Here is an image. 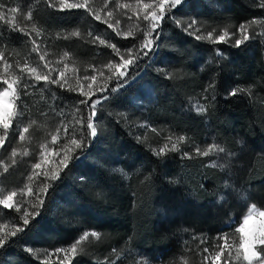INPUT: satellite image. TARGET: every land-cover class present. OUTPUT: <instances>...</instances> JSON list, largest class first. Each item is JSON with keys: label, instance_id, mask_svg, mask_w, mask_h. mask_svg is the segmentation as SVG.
I'll use <instances>...</instances> for the list:
<instances>
[{"label": "trees", "instance_id": "1", "mask_svg": "<svg viewBox=\"0 0 264 264\" xmlns=\"http://www.w3.org/2000/svg\"><path fill=\"white\" fill-rule=\"evenodd\" d=\"M73 2L77 0H69ZM90 2L99 20L84 9H53L49 0H0L5 17L0 20V52L11 65L5 72L0 61V85L14 76L33 83L27 73L32 67L52 79L65 73L59 85L41 80L28 95L18 89L17 110L23 107L24 115L13 119L0 148V199L17 194L12 209L0 204V234L24 227L20 217L33 212L37 197L44 203L25 231L9 237L0 249V264H206L203 250L216 247L218 236L228 234L238 242L235 229L250 205L264 209V0H182L171 9L166 5L159 27L146 37L153 41L151 51L144 49L148 54L138 59L135 45L149 23L143 16L153 10L161 15L158 0ZM145 4L152 7L146 9ZM11 8L18 11L12 13ZM29 11L32 20L26 19ZM192 20L200 31L189 35L184 26ZM241 24L248 25L250 39L239 47L196 39L213 30V37L225 28L238 32ZM75 31L81 36H72ZM97 36L105 44L93 42ZM33 40L38 51H33ZM109 44L134 61L119 69L127 73L120 82L117 69L107 67L122 63ZM93 75L94 81L85 79ZM210 83L214 89L205 91ZM102 87L107 91L101 92ZM237 87L250 89L251 96H229ZM81 89L91 96L88 104L101 100L93 118L97 136L87 138L82 154L70 144L87 132L78 123L90 112L78 103L87 99ZM201 104L207 105L206 114L195 111ZM57 133L53 142L51 136ZM180 135L186 137L181 152L155 154L165 144L171 147L167 137ZM213 142L225 152L193 159L181 155ZM65 155L68 167L61 168ZM56 171L59 179L51 180ZM16 207L21 212H15ZM231 219L234 222L225 226ZM85 231L99 232L100 241L90 236L80 245L84 252L75 255L58 251L70 249Z\"/></svg>", "mask_w": 264, "mask_h": 264}, {"label": "snow or ice", "instance_id": "2", "mask_svg": "<svg viewBox=\"0 0 264 264\" xmlns=\"http://www.w3.org/2000/svg\"><path fill=\"white\" fill-rule=\"evenodd\" d=\"M182 0H158L157 8L161 15H157L156 10H153L151 13H148L143 16L144 21H148L149 23L145 26V28L142 30L144 32V37L141 38V41L138 45H135L137 48L136 52V58L138 59L141 55H147L148 52L143 51L144 49H148L151 51V45L153 43L152 40L147 39L146 37H149L152 35V33L159 27L160 21L164 19L163 13L165 10V6L169 9L176 7L177 5L181 4ZM48 6L53 9H59L60 11H63L65 9H84L87 14H91L95 17L96 20H99L101 17L96 14L94 11V8L92 7V4L90 0H77V2L69 3V0H49ZM104 7H107V3H105ZM116 7L118 8H127L129 5L126 4H117ZM144 7L151 8V4H145ZM261 7H264V2L261 3ZM0 8H3V5L0 4ZM12 13H16L18 11L17 8H11L9 10ZM107 15L111 17L113 15L112 11H108ZM4 13L0 12V20H3ZM26 19L32 20V12L29 11L27 13ZM115 23H119V21H115ZM250 24L254 25L257 23H262L258 21H250ZM197 22L195 20H192L190 23H187L184 26V31L188 32L189 35H192L194 32H199L200 29L196 27ZM17 26L13 25V28L15 29ZM109 28H113V24H108ZM247 27L248 25L241 24L237 31H232L231 33L227 28L223 29L222 31L218 32L215 36V39H213V31H208L207 35H196L197 40L201 39H207L210 40L212 43H231L233 47H239L242 44H244L245 41H248L250 39L249 35L247 34ZM192 29L193 31L189 32L188 30ZM19 31L23 32V29H18ZM35 30V29H34ZM132 33L129 31L128 33H125V35H131ZM37 35H39V32H37ZM72 36L80 37L81 33L79 31H75L71 33ZM91 35V33H89ZM117 35H120L119 32H117ZM157 33V37H158ZM264 35V33H262ZM236 37L234 40L226 39L227 37ZM67 38V37H66ZM251 38H255L254 36ZM98 41L99 44L103 45L105 44V41L103 39H100L98 36L93 38V42ZM34 47L33 51H38V46L35 45V41H32ZM109 47L113 49V51L120 55V50L116 47L115 44H109ZM129 54L131 53V49L128 50ZM68 53H64V57H67ZM40 60H44V56H40ZM120 60L122 63H116L115 65L109 63L107 67L113 68L115 67L117 69L116 72V79L118 82L122 81L123 78L127 75L124 71H119L120 68L126 67L128 65L133 64V59L128 58L126 59L124 55H120ZM0 61H4V70L5 72L8 71L9 68H11V65L7 63V60L5 59L4 53L0 52ZM27 66L25 65V68ZM47 68V65H45ZM65 68H67V65H65ZM24 71V69H22ZM28 73V79L32 80L33 83L29 84L27 81L21 82V77H13L12 81L9 82L8 80L3 81V85H0V129H3V132L0 133V148H4L5 141L8 138L9 135V129L12 126V121L15 118L22 117L24 115V109L23 107H20L19 110H17L16 101L21 99L20 91L23 90L24 95H28V89L30 87H34L35 83H38L39 81H44L45 83L50 84H61V79L64 78L65 73L63 71L59 72V78L58 79H52L51 75L49 73L41 74L37 71V68L32 67L30 69H27ZM112 77H108V79H111ZM85 79H91L95 80L96 76L93 75L92 77H85ZM66 83V81H65ZM6 85V87L4 86ZM16 85V87H14ZM120 86L123 87V84L120 83ZM63 87V85H61ZM215 85L214 83H210L208 88L205 89V91H208V89H214ZM19 89V90H18ZM69 91H74V89L69 88ZM101 92L107 91L106 88H101ZM111 91L115 92L116 88H112ZM80 94L84 97H87V99H81L78 101L79 104L86 105L88 109H90V112L85 118H82L78 123L82 125V127L87 130L86 136L82 133L80 139L72 138L70 139V144L73 145L76 149H79L81 154L84 152V149L88 147L87 144V138H95L97 136V128L93 124V118L96 116L97 112V105L100 104L101 100L97 99L92 101L91 104H88V100L91 99V96L88 92L83 91V89L80 90ZM239 94H244L251 96V90L250 89H244V88H234L229 90L228 95L231 97H236ZM102 99L107 100L108 97L104 96ZM211 99H215L214 96L211 97ZM205 101L209 100L208 96L204 97ZM195 111L199 114H206L208 112V107L206 104L197 105L195 107ZM35 121H32L29 123L28 126L24 127L19 135L20 140H24L25 136L23 133H27L29 131V127H31L32 124H34ZM65 133H67L68 129L65 126L64 128ZM155 131V129H153ZM57 135H52L51 140L53 142H56L58 139ZM167 140L171 142V147H169L168 144H165L163 148L159 149L155 154L157 156H162L165 154L166 151H172V152H181L180 145L185 142L186 137L183 135H180L178 137H175V140H173L172 136L167 137ZM225 149L221 147L219 144L213 142L210 145H208L204 150H201L199 147H195L194 153L192 151H183L181 155L184 158L187 159H193L194 155L196 157H209L212 154H220L224 153ZM27 155V153H24ZM17 152L13 150L11 152V156L14 158L16 157ZM43 155V154H41ZM75 159L79 160L80 156L77 155ZM70 158L65 155L60 160V167L61 168H67ZM15 159H12V163L15 164ZM212 167H215V162L212 163ZM35 168L39 169L41 165L39 163H36L34 165ZM3 171H8V165H4ZM123 171V170H118ZM45 176H48L49 174L47 172L44 173ZM51 180H57L59 179V171H56L51 174L50 176ZM29 194L31 195V189H28ZM42 191L46 192V189H43ZM16 192H10L5 198L0 199V204L4 206L5 209H12L13 203L12 199L16 196ZM38 203L32 205L33 212L29 213L28 211H24L22 213V220L24 227L20 228H14L12 229L8 234L3 235L0 234V249L4 248L5 245L9 241V237H15L17 236L18 232H24L25 228L29 225L30 220L33 219L35 216L39 215V211L37 209L39 207L43 206V199H40L37 197ZM15 212H21V207H16ZM259 216L261 219L259 220V224L257 227L249 229L248 225L249 223L254 219V217ZM235 235L238 236V242L233 239L230 241L228 234H223L218 236L216 239L219 241V243L216 245L215 251L212 254L213 261H219L223 259L224 264H233V262H239V264H264V211H261L257 208L255 204H252L251 207L248 209L247 214L243 218V222L240 224L238 228L235 229ZM94 237L97 241H100L101 234L97 231L88 232L85 231L82 236L79 237V239L74 242L70 249H58L60 252H70L72 254H78L83 253L84 249L80 247L81 243L83 241L89 240V237ZM204 241H201L203 243ZM234 250V251H233ZM29 252H32V249H28ZM115 251V250H113ZM204 253H208V249L205 248ZM204 260H208V255L204 256ZM184 264H187V261H184Z\"/></svg>", "mask_w": 264, "mask_h": 264}, {"label": "rangeland", "instance_id": "3", "mask_svg": "<svg viewBox=\"0 0 264 264\" xmlns=\"http://www.w3.org/2000/svg\"><path fill=\"white\" fill-rule=\"evenodd\" d=\"M213 39H215V37H213ZM226 39H228V37H227ZM3 72H4V70H3ZM12 79H13V78H10V77H9L8 81L11 82ZM0 166H1V164H0ZM250 207H251V205L247 208V210L244 212V215L240 218V221H239V223L237 224L236 228H238V227L240 226V224L243 222V218H244V216L247 214L248 209H249ZM259 210L264 211V209H259ZM260 219H261V218H260L259 216L254 217V219L249 223L248 228H249V229H252V228L257 227L258 224H259V220H260ZM233 222H234L233 219H231V220H229V221L225 224V226H228V225H230V224L233 223ZM229 238H230V241H231V240H232L231 236H229ZM215 248H216V247H214V248H212V249H209V250H208V253L205 254V255H208V260H205L206 264H219V263L221 262L222 259L219 260V261H215V262H214L213 259H212V254L214 253ZM233 251H234V250H233ZM144 264H146V263H144Z\"/></svg>", "mask_w": 264, "mask_h": 264}]
</instances>
